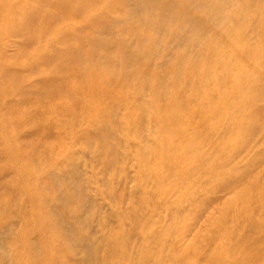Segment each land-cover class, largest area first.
<instances>
[{
  "label": "rangeland",
  "instance_id": "obj_1",
  "mask_svg": "<svg viewBox=\"0 0 264 264\" xmlns=\"http://www.w3.org/2000/svg\"><path fill=\"white\" fill-rule=\"evenodd\" d=\"M180 1L0 0V264H264V0Z\"/></svg>",
  "mask_w": 264,
  "mask_h": 264
},
{
  "label": "bare ground",
  "instance_id": "obj_2",
  "mask_svg": "<svg viewBox=\"0 0 264 264\" xmlns=\"http://www.w3.org/2000/svg\"><path fill=\"white\" fill-rule=\"evenodd\" d=\"M152 1L153 2L149 3V6L146 4L145 7L146 8H149V7H153L154 8L153 3H154L155 0H152ZM183 1H185V0H183ZM183 1H180V2H183ZM206 4L209 6V10H208L209 13L217 9L215 6H212L210 3H206ZM132 10L134 11V13L135 12H137V13L139 12V14H140L141 7L139 5L133 4L132 5ZM162 11L163 12H168V7L165 6L164 8H162ZM197 19H198V17H196L195 20H197ZM121 21H123V20H121ZM190 23L192 25H187L185 28H183L184 31L182 33V36H181V34H179L175 38V40H183V39L188 38L190 36L193 41L200 43L202 46H205L203 44V42H201L202 41V38H207L209 36L205 32V28L204 27H196L195 26V23H194V17L190 20ZM226 36H227V38H231L232 35H231L230 32L227 31L226 32ZM204 56H205V52L202 51V50L197 51L196 54H195V57H196L197 60H199V58L200 59H204ZM243 58L247 60L248 56H245ZM227 59L230 60L231 59V56H229ZM183 61H184V58H182L179 61L178 64H181ZM241 63L244 64L243 61H241ZM194 67H195V63L193 62L191 64V68H194ZM105 72H107L106 69H102V73H105ZM259 76L260 75H257L256 76L257 77L256 78L257 85H258ZM207 77H208V75L205 77V80H203V82H208V78ZM146 81L147 80L144 77L141 79V82H143V84H145ZM251 85L252 86H257V85H254L253 81H252ZM226 92L227 93H230V91L229 92L226 91ZM258 112H259V110H258ZM263 114H264V112H263ZM100 120H102L105 123L104 126H97V127L95 126L91 130L85 129L82 132V134L83 133H86L87 135L92 136V137H100V136H102L106 132V126L108 125V122L107 121H104L102 118ZM254 130H256V126L252 123V127H249V131H254ZM61 173L62 174H59V172H57V171L55 172V178L58 181H61L63 179H68V177L65 174V169ZM176 212H177V208H173V212H170L169 213L171 215V217L169 218L170 220L172 219V217L175 215ZM108 217H109V219H111L112 218V215L111 214L110 215L108 214ZM250 222H251L252 229H255L256 228L257 230L260 229V230H263L264 231V224L262 222H260L258 219H250ZM162 231H163V228L161 227V230L160 229H157V230H154V231H152L150 233H147L148 234V238L150 240H157V239H159L160 234H161ZM167 233L171 234L172 233V228H171V231L168 229ZM238 241H239L238 237L231 236V240H229L227 243H229V242L235 243V242H238ZM166 243H170V240L166 241ZM101 245L102 246L103 245H106L107 247H109V240L103 242L100 245H96V242L95 241H90V240H87L84 243L82 241H79L74 246L75 247L80 246L81 248H83L85 250V255L83 256V258L82 257L77 258L73 262V264H84V263H90V262H92V264H104L105 263V258H104L103 255L100 254V247H101ZM250 246L252 247L254 245L251 244ZM245 253H247V250L246 249H245ZM176 261H177V263H179L180 256L178 258L176 257ZM230 264H245V260L244 259H243V261L235 260L233 262H230Z\"/></svg>",
  "mask_w": 264,
  "mask_h": 264
}]
</instances>
